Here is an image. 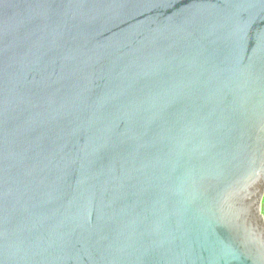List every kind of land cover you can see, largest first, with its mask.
Segmentation results:
<instances>
[{
  "label": "water",
  "instance_id": "95a60500",
  "mask_svg": "<svg viewBox=\"0 0 264 264\" xmlns=\"http://www.w3.org/2000/svg\"><path fill=\"white\" fill-rule=\"evenodd\" d=\"M264 0H0V264H264Z\"/></svg>",
  "mask_w": 264,
  "mask_h": 264
},
{
  "label": "crops",
  "instance_id": "0c3cea01",
  "mask_svg": "<svg viewBox=\"0 0 264 264\" xmlns=\"http://www.w3.org/2000/svg\"><path fill=\"white\" fill-rule=\"evenodd\" d=\"M261 212H262V214H263V216H264V197H263V199H262Z\"/></svg>",
  "mask_w": 264,
  "mask_h": 264
},
{
  "label": "rangeland",
  "instance_id": "374dc122",
  "mask_svg": "<svg viewBox=\"0 0 264 264\" xmlns=\"http://www.w3.org/2000/svg\"><path fill=\"white\" fill-rule=\"evenodd\" d=\"M261 204H262V202H261Z\"/></svg>",
  "mask_w": 264,
  "mask_h": 264
}]
</instances>
